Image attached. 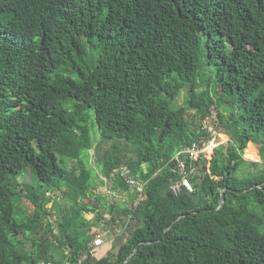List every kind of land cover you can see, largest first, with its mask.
Listing matches in <instances>:
<instances>
[{"label": "trees", "instance_id": "16d2710c", "mask_svg": "<svg viewBox=\"0 0 264 264\" xmlns=\"http://www.w3.org/2000/svg\"><path fill=\"white\" fill-rule=\"evenodd\" d=\"M214 108L228 145L176 195ZM95 176L138 203L90 207ZM103 218L137 226L99 257ZM80 261L264 264V0H0V264Z\"/></svg>", "mask_w": 264, "mask_h": 264}, {"label": "rangeland", "instance_id": "374dc122", "mask_svg": "<svg viewBox=\"0 0 264 264\" xmlns=\"http://www.w3.org/2000/svg\"><path fill=\"white\" fill-rule=\"evenodd\" d=\"M184 95L182 93V96L180 97V100H179V104H182L184 102ZM217 109H213V113L211 116L207 117L206 119H204L202 121V124H204V126L208 127L210 131L212 130H215L217 135H218V141H219V146L221 145H228V142L230 140V136L219 130L218 129V118H217ZM256 147L258 149V154H259V158L258 159H255L253 156H246V149L244 151V157L247 158L248 160H253V161H257V162H260V163H263V159L260 155V148L259 146L256 144ZM226 148V147H225ZM91 155L92 157L90 156L89 158V164H90V167L92 169H95V159H93V155H94V151L91 152ZM255 159V160H254ZM73 162L70 163V166H72ZM247 169V170H246ZM246 172L245 174L247 173V171H252V172H255L256 171V168H254L253 166H250V165H246ZM27 171H30V169H26V171H24V173L22 174V176L18 179V181L22 182V183H27V184H31V183H34L35 185L37 184L36 180L34 179V177L31 175V172L30 173H27ZM95 179H96V189L94 191V194L95 196H92L90 197L89 199H87L85 201V203H87L90 207H100V211L103 212L104 208L103 206L101 205V202H102V198L99 199V201L97 202L96 199L100 196V195H106V193L108 195L109 192H113V193H117V197H116V200L117 202H119L121 205L123 206H131L133 204V199H128L124 196V194L126 195H129L130 196V192L129 193H124L122 191V189L118 186H116V184H113L112 182H109V181H106L105 179L102 181L100 180L98 177L96 178L95 176ZM94 179V181H95ZM131 187V186H130ZM134 187H131V192L134 191ZM124 193V194H123ZM128 197V196H127ZM131 197V196H130ZM55 200L59 201L62 205V207L64 208H67V202L65 200H62L60 197L55 196ZM138 203V200L134 201V205ZM48 208L51 207V203L48 204L47 206ZM64 208V209H65ZM33 206L26 200L22 199L19 204H18V212L20 213V215H24V216H27V215H30L31 212L33 211ZM58 214H59V210H56L52 213V216L49 217V220H55L58 218ZM88 217H91L90 214H88ZM105 219V218H103ZM107 219L103 220L100 222L101 225H105V227H109L107 223ZM137 226V223L136 222H129L128 225H123L122 222H118L116 225H113L112 228L109 227L110 229V232H111V235H112V238L110 236V244L115 246V248H118L120 245V242H123L125 241L130 233H131V230H133L135 227ZM127 230V231H126ZM108 235V234H107ZM119 237V238H118ZM117 241H116V240ZM119 239V241H118ZM115 240V241H114ZM105 245V244H104ZM103 245V246H104ZM102 246V247H103ZM115 252H117V250H115ZM101 255H104V254H99L97 253V256H101ZM54 256L56 258V260L60 259L62 257V252L59 250V251H55L54 252Z\"/></svg>", "mask_w": 264, "mask_h": 264}, {"label": "built area", "instance_id": "2783aa9c", "mask_svg": "<svg viewBox=\"0 0 264 264\" xmlns=\"http://www.w3.org/2000/svg\"><path fill=\"white\" fill-rule=\"evenodd\" d=\"M209 134L203 135L201 138H199L198 141L194 142L192 146H189L188 148L182 150V152L179 154L177 160H178V173L181 176V179L176 182L173 187L172 191L179 195L184 188L189 190L190 192H193V184L191 182V178L196 173V168L192 164L193 160L196 157H199L201 154H210L215 151V149L219 146L218 141V135L215 130L210 131L208 128ZM184 156H188L190 161L188 159H184ZM181 157V158H180ZM121 173L123 176H127V183L129 186L134 187L138 192H143V186L144 184L139 181L138 179L134 178L130 175V171L128 168L123 167L121 169ZM105 244V240L102 237L97 238V240L94 242L93 247L100 248ZM93 250L92 254L95 256ZM87 255L85 256V258ZM82 261L79 262L81 264ZM42 264H53L52 262L48 263H42Z\"/></svg>", "mask_w": 264, "mask_h": 264}, {"label": "crops", "instance_id": "0c3cea01", "mask_svg": "<svg viewBox=\"0 0 264 264\" xmlns=\"http://www.w3.org/2000/svg\"><path fill=\"white\" fill-rule=\"evenodd\" d=\"M105 179V178H104ZM106 180V179H105ZM107 181V180H106ZM109 194L110 195H108L107 193H106V195H101V196H104V197H110V198H112V197H117L118 195H117V193H111V192H109ZM124 194V193H123ZM124 196L126 197V198H128V199H132V197H130L129 195H126V194H124ZM128 196V197H127ZM104 211V210H103ZM90 215H91V217H88V214L86 215V218L88 219V220H90V221H97V214H95V213H90ZM123 223V222H122ZM127 231V230H126ZM106 235H105V237L103 238L104 240H106V242H105V245L103 246V247H100V248H96V251H97V253H99V254H107L111 249V244H110V239L112 238V235H111V232H108V233H105ZM108 234V235H107ZM110 236H111V238H110ZM119 238V237H118ZM116 240V239H115ZM114 240V241H115ZM117 241V240H116ZM118 241H119V239H118ZM120 242V244L119 245H121V243L123 244L124 243V241L123 242H121V241H119Z\"/></svg>", "mask_w": 264, "mask_h": 264}, {"label": "water", "instance_id": "95a60500", "mask_svg": "<svg viewBox=\"0 0 264 264\" xmlns=\"http://www.w3.org/2000/svg\"><path fill=\"white\" fill-rule=\"evenodd\" d=\"M225 202V197H224V195H223V199H222V203H224ZM136 252V251H135ZM134 254V253H133ZM132 257V256H131ZM131 257H129V259L128 260H130L131 259Z\"/></svg>", "mask_w": 264, "mask_h": 264}]
</instances>
